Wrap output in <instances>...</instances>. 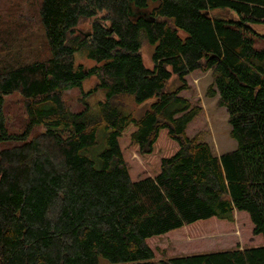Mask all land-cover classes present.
Instances as JSON below:
<instances>
[{"label":"trees","instance_id":"1","mask_svg":"<svg viewBox=\"0 0 264 264\" xmlns=\"http://www.w3.org/2000/svg\"><path fill=\"white\" fill-rule=\"evenodd\" d=\"M28 1L0 6V141L16 137L1 114L13 92L25 134L45 131L0 151V264H264V0ZM36 24L47 54L23 61L12 45ZM198 71L236 141L219 155L188 134ZM92 76L102 99L71 111L63 92ZM151 98L139 118L127 107ZM235 219L243 246L204 249Z\"/></svg>","mask_w":264,"mask_h":264},{"label":"rangeland","instance_id":"2","mask_svg":"<svg viewBox=\"0 0 264 264\" xmlns=\"http://www.w3.org/2000/svg\"><path fill=\"white\" fill-rule=\"evenodd\" d=\"M26 2L28 3L27 9L30 12L34 11L35 5H30L28 0H0V6L6 4L15 14L21 13V11L24 14H28L25 11ZM211 13L224 17H234V15L227 9L213 10ZM2 15L3 13L0 12V17H2ZM88 27L89 21H82L79 24L78 30L86 31ZM253 28L257 32L264 34V24H255L253 25ZM0 29L3 30L1 26ZM24 31L26 34L23 36V38L20 37L19 39H16L15 43L12 45L13 52H16L23 61H28L33 58H44L47 54V49L43 41L41 28L38 26V24L29 25V27ZM254 46L256 48H264V37H256L254 39ZM152 50L153 46L151 45H144L142 47L141 52L143 62L146 66H151L150 55ZM0 55H6L4 50L0 51ZM75 59L77 63H81L86 67H90L95 64L92 59L84 57L81 53L76 54ZM188 81L190 83V89L183 92V94L190 98L194 104H197L201 107V112L189 126L188 134L193 136L197 133L199 139L207 142L216 155L235 149L236 141L230 136L231 127L228 123L225 107L218 104L217 94L212 96L206 95L207 87L212 83L211 72L198 71V73L190 74ZM176 83L177 81L175 76H172L168 84V88H172ZM102 97L103 94L97 88V81L94 76L84 80L81 88H70L63 92L65 104L73 112L81 110L85 103L92 104L96 100L102 99ZM152 101L153 98L142 103H136L132 100H127V107L136 118H139L143 112L149 108ZM1 114L8 131L11 134L16 135V137L0 141V151L13 145L21 144L24 141H28L35 134L45 131V127L43 125L37 124L33 125L25 134L28 120L25 114L23 100L18 92L3 95ZM20 135H22V137H18ZM231 235L236 236L237 239L229 242L228 236ZM220 236L204 238L206 241V247L204 249L213 247L216 249H221L217 247L222 246L234 247L236 244L243 246L237 224L234 233L223 234ZM219 238L222 240V242H225L226 238V242L224 243L225 245L221 246L218 240Z\"/></svg>","mask_w":264,"mask_h":264},{"label":"water","instance_id":"3","mask_svg":"<svg viewBox=\"0 0 264 264\" xmlns=\"http://www.w3.org/2000/svg\"><path fill=\"white\" fill-rule=\"evenodd\" d=\"M138 13L145 15V12L138 11Z\"/></svg>","mask_w":264,"mask_h":264}]
</instances>
